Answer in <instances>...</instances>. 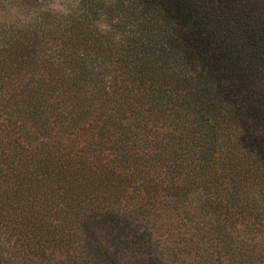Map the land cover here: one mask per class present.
I'll use <instances>...</instances> for the list:
<instances>
[{
  "label": "trees",
  "instance_id": "1",
  "mask_svg": "<svg viewBox=\"0 0 264 264\" xmlns=\"http://www.w3.org/2000/svg\"><path fill=\"white\" fill-rule=\"evenodd\" d=\"M35 1L0 16V264H264V0Z\"/></svg>",
  "mask_w": 264,
  "mask_h": 264
},
{
  "label": "rangeland",
  "instance_id": "2",
  "mask_svg": "<svg viewBox=\"0 0 264 264\" xmlns=\"http://www.w3.org/2000/svg\"><path fill=\"white\" fill-rule=\"evenodd\" d=\"M66 5V0H50L46 6L44 5L43 8H62ZM41 6L36 3L35 0H0V16L2 14H8L13 16L16 12L24 13V12H31L35 9H40ZM2 19L0 18V23H2ZM51 145V144H50ZM61 147H65L64 145H60ZM51 147H48L46 150L49 152Z\"/></svg>",
  "mask_w": 264,
  "mask_h": 264
}]
</instances>
